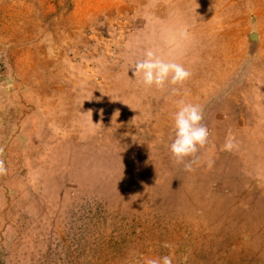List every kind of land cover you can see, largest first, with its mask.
<instances>
[{"label":"rangeland","instance_id":"374dc122","mask_svg":"<svg viewBox=\"0 0 264 264\" xmlns=\"http://www.w3.org/2000/svg\"><path fill=\"white\" fill-rule=\"evenodd\" d=\"M147 49L178 94L134 75ZM0 148V264H264V0H0Z\"/></svg>","mask_w":264,"mask_h":264},{"label":"clouds","instance_id":"9594fccd","mask_svg":"<svg viewBox=\"0 0 264 264\" xmlns=\"http://www.w3.org/2000/svg\"><path fill=\"white\" fill-rule=\"evenodd\" d=\"M180 35L187 39L188 32L182 30ZM134 75L142 77L145 87L155 86L157 89H165L167 85H172L173 94H178L179 87L183 86L192 73L174 60H165L156 51L147 49L144 57L134 65ZM91 112V111H89ZM203 108L192 103L179 101L177 111L174 113V139L170 144V152L179 164H184L187 171L192 170V164L197 158V153L209 143L210 132L203 123ZM237 147L235 138L229 136L223 145V150L233 151ZM3 148H0V155ZM8 168L5 160L0 158V176L6 175ZM147 264H173V258L165 255L160 258L150 259Z\"/></svg>","mask_w":264,"mask_h":264},{"label":"water","instance_id":"95a60500","mask_svg":"<svg viewBox=\"0 0 264 264\" xmlns=\"http://www.w3.org/2000/svg\"><path fill=\"white\" fill-rule=\"evenodd\" d=\"M251 38H255V32L250 33Z\"/></svg>","mask_w":264,"mask_h":264}]
</instances>
